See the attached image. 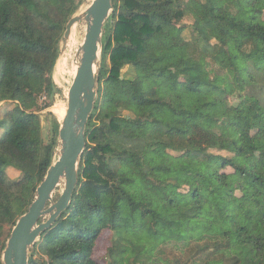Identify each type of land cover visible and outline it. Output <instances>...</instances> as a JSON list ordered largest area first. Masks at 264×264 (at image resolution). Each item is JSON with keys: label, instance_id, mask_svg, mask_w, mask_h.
<instances>
[{"label": "trees", "instance_id": "obj_1", "mask_svg": "<svg viewBox=\"0 0 264 264\" xmlns=\"http://www.w3.org/2000/svg\"><path fill=\"white\" fill-rule=\"evenodd\" d=\"M84 2L0 0V264L54 162L60 124L46 141L39 112ZM242 130L264 136V0H113L79 183L30 264H100L106 231V264H264V165Z\"/></svg>", "mask_w": 264, "mask_h": 264}, {"label": "water", "instance_id": "obj_2", "mask_svg": "<svg viewBox=\"0 0 264 264\" xmlns=\"http://www.w3.org/2000/svg\"><path fill=\"white\" fill-rule=\"evenodd\" d=\"M112 12L113 0H93L82 14L77 12L66 25L58 59L71 38L73 27L85 22L87 30L81 46L80 65L68 93L66 115L59 122V158L49 167L33 203L13 228L2 253L3 264H30V252L35 244L72 202L79 183V166L87 146V125L99 98L103 37ZM63 182V191L55 201V193Z\"/></svg>", "mask_w": 264, "mask_h": 264}, {"label": "rangeland", "instance_id": "obj_3", "mask_svg": "<svg viewBox=\"0 0 264 264\" xmlns=\"http://www.w3.org/2000/svg\"><path fill=\"white\" fill-rule=\"evenodd\" d=\"M93 1V0H92ZM92 1L90 2L89 0H86V2L83 3L82 6H80L79 10L77 11L78 14H80L82 11H85L90 4L92 3ZM192 24V20L191 19H185L184 20V26L186 27V31L184 32V37L187 40H190L191 37V31L189 29V26H191ZM80 25L82 26L81 31V43L84 42V38L86 35V30H87V25L84 22H81ZM83 27H85L83 29ZM104 39V37H103ZM64 42L62 41L61 43V47L63 46ZM55 71L53 72V81L56 85V90H55V96H54V105L46 110H43L41 112H39L40 116H41V122H42V127H43V137L46 141H49L51 134H52V123H53V119H56L58 122H60L58 116L52 111V108L58 104V103H63L64 105H66L67 107V99H68V93H69V89L72 85V82L67 84V82H59L55 79L54 77ZM124 74L131 76L134 74L132 73V71L130 72V68H127L126 70H124ZM61 75H59L60 77ZM47 102L46 98H42L39 101V106L43 107L45 106ZM13 108L12 103L6 104V103H1L0 104V113H4L3 111L5 109H11ZM117 112L119 114H123V115H127L130 114L131 111L129 108H127L126 105H118L117 107ZM52 114V115H50ZM252 136H254L253 134L251 135L250 132H248L247 130H242L241 132V139H240V144L242 145H253L256 149H257V154L254 157L253 163H252V167L254 170H258L260 169L263 165H264V136L261 137H257V138H252ZM59 148H60V142L58 143V147L56 148V152H55V156H54V162H56L59 158ZM34 154V149H29L28 151H26L25 153V157L27 159H30ZM224 155H227V153H223ZM116 172H117V178L119 180L120 186L124 189L127 190L129 192L135 193L137 191V188L132 186L129 181L126 180L125 176H124V172L120 169V168H116ZM229 175V185H235L237 183V177L234 175L233 170L228 169L226 171ZM9 176L11 178H17L19 176V173L16 172L15 170L11 169L9 171ZM64 188V182L63 184L57 189V192L55 193V201H57V199L60 197L62 191ZM103 199L105 201H108L109 204H111L112 202V197L109 194H105ZM6 235L3 233L2 235H0V245L3 242V239H5ZM111 237H110V232L106 231L102 238L100 239V241L98 242L97 248H96V252H95V259L100 263V264H106V258L108 256V248L111 246V241H110ZM30 252V256H31ZM213 264H221V263H213Z\"/></svg>", "mask_w": 264, "mask_h": 264}, {"label": "bare ground", "instance_id": "obj_4", "mask_svg": "<svg viewBox=\"0 0 264 264\" xmlns=\"http://www.w3.org/2000/svg\"><path fill=\"white\" fill-rule=\"evenodd\" d=\"M89 1L91 2L92 0ZM81 29L80 23L73 27L71 38L65 44V50L56 63L54 77L59 82L64 81L69 84L77 74L82 56ZM59 75L61 76L59 77ZM52 111L62 121L66 115L67 107L63 103H58L52 108Z\"/></svg>", "mask_w": 264, "mask_h": 264}]
</instances>
